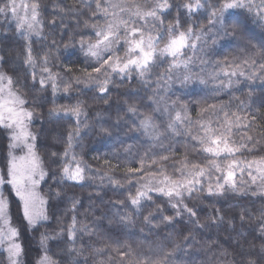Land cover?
<instances>
[{"label": "trees", "instance_id": "1", "mask_svg": "<svg viewBox=\"0 0 264 264\" xmlns=\"http://www.w3.org/2000/svg\"><path fill=\"white\" fill-rule=\"evenodd\" d=\"M16 2L29 5V10L32 3H39L41 24L38 27L42 31L39 38L33 37L38 41L33 45L34 52L37 56L42 52L48 53L49 66L58 74V80L73 84L70 97L64 94L62 88L54 97L51 87L40 89L39 84L33 91L30 78L29 87H22L25 68L22 65L23 56L19 59L17 56L21 52V45L25 42L20 39L16 31L11 13H8L7 17L0 18V54L5 55L9 62L7 66L1 68L16 81L15 90L23 96L27 101L26 107L33 112L31 129L37 137V152L49 174L60 171L59 166L52 163L53 159L58 158L51 157L50 153L63 152L68 133L75 130V117L63 115L64 109L70 103L80 102L82 109L87 113L86 116L81 117L87 127L81 128L79 142L73 147L77 159L85 166V179L81 184L65 189L67 197L80 202L77 205L78 220L92 227L95 232L93 236L83 237L81 244L86 243L87 247H84V256L77 259L83 261L87 257V264H144V262L233 264V261L236 264H247V255L242 257L234 240L229 239L230 236L235 238L236 232L240 231L239 215L242 209H247L243 224L246 232L264 221V216L261 215V212H264V196L259 194L254 196L251 193L252 188L259 193L260 186L264 182L257 180L255 185H250V178L247 175H244L243 180L239 182L240 193L229 191L220 198H208L206 194L197 193L194 198L187 201L189 207H193L198 213L195 219L199 221V226L193 225L187 216L176 217L171 225L158 219H154L151 225L145 224L143 217L148 216L149 212L153 216L158 215L155 209H146L139 217L133 215V223L126 228L120 225L119 216L130 214L127 211L130 208L127 197L128 189L132 184H142L153 178L161 179L159 176L152 177L147 172L143 174L142 179H137L141 173H129V168L140 167L141 158L146 160L149 171L164 167L166 174L171 177H179L180 173L176 169L181 167V162L185 158L189 161L204 162L205 157L194 147L197 141L192 139L193 135H203L198 121H204L205 124H211L216 128L225 120V112L233 121L238 116L243 123L239 127L232 128V139L241 143L251 137L252 146L251 150L242 149L237 154V158L251 161L264 157V69L258 66L264 63V27L253 23L246 14L230 17L229 31H232L233 24L238 25L235 35L213 44L216 29L208 24L206 12L194 13L191 20H188L187 16L182 18L181 30L186 31L188 26L192 25L194 32L202 29L207 33L197 42L198 47L203 49L202 56L186 48L184 56L181 57V59L191 58L189 68L199 73L207 81V86L196 84L181 89L178 81L174 79L172 92L168 95L172 101H177L175 107L181 110L182 115L183 108H187L188 120L192 122L190 132L185 135L166 132L167 119H157L156 123L163 135L159 140L152 141L136 128L132 119L133 114L127 109L129 105H135L140 110L137 115L153 114L149 108L151 104L149 97L153 95L157 82L164 86V81L159 77L167 74L166 69L169 64L165 63L162 67L156 66L152 69V84L148 87L135 76L131 80L124 81L114 77L113 83L109 85L111 94H105L107 95L105 102L99 98L98 92L92 91L95 85L91 82L75 83L76 79L86 81L89 75L100 76L103 79L101 74L92 72L88 67L87 61L91 58L85 57L79 51L78 43L81 34L92 31L90 27H85V21L91 24L96 19L93 17L95 0H16ZM117 2L142 4L144 0H117ZM171 2L174 5H181L190 0H171ZM217 2L218 0H212L213 4ZM5 3L6 0H0V6ZM87 4H92V8L89 9ZM21 10L22 12L19 10L18 14L23 16L24 8L21 7ZM175 18L176 12L173 11L172 15L164 20L165 27L169 23H174ZM70 40H74L75 45L65 48ZM164 43L166 39L161 43V47ZM120 54L123 56V52ZM166 59L171 60V58ZM245 60H255L257 63L250 67L249 64L244 63ZM224 63L239 64V71H243L245 75L232 77L234 81L239 82L231 89L216 92L219 79L213 78L212 73L219 71ZM184 73L183 66L172 70L174 78ZM250 76L253 78L249 79ZM220 78L224 79L222 75ZM209 105L216 107L210 108ZM53 110L61 114L50 115ZM153 115L154 118L158 116V114ZM188 120L184 121L182 131L187 128ZM102 128L107 131H102ZM4 152L5 150L3 151L0 146V157ZM153 154H157L156 164H152ZM159 154L166 155L169 159L159 161ZM237 175L243 174L237 173ZM108 177L119 180L120 185L109 183ZM54 183L50 179L47 183L43 182L40 192L48 201L46 211L49 216L57 213V219L62 222L61 226L66 228L71 221L72 213L71 211H67L66 215L64 213L71 208V205L58 204L56 200L50 198V189L53 192L56 190L52 187ZM132 192L135 194V188H132ZM245 192L247 195L243 194ZM119 201H124L125 204H120ZM9 205L12 223L22 232L21 242L25 248L22 264H36L40 249V234L45 232L53 234V229L59 231V228L55 221H51L50 228L41 227L38 231L26 230L18 205L13 201ZM217 210L225 219V223L219 228L210 218L215 217ZM164 214L174 215V210L168 207ZM233 217H236L235 231H232L228 223ZM57 242H48L50 254L57 264H71L67 247L62 245L61 248H57L55 246ZM81 244L77 247H81ZM260 247L259 241H252L244 244V251L251 254L253 259H257ZM94 248L101 251L95 252L92 250ZM0 264H6L2 254H0Z\"/></svg>", "mask_w": 264, "mask_h": 264}, {"label": "snow or ice", "instance_id": "2", "mask_svg": "<svg viewBox=\"0 0 264 264\" xmlns=\"http://www.w3.org/2000/svg\"><path fill=\"white\" fill-rule=\"evenodd\" d=\"M89 9L92 4L86 5ZM23 7L24 15L20 16L18 10ZM176 12L174 23H169L166 27L164 20ZM196 12H206L208 24L216 29V36L212 43L217 44L219 40L227 39L235 35L236 27L232 25V31H229L228 18L244 15L251 18V21L260 27H264V0H218L213 4L212 0H190L181 5H174L171 0H144V3H113L110 0H95L93 17L96 19L89 24L85 21V27H90L91 32H85L80 35L79 51L85 57L91 58L88 67L92 72L101 74L100 76L89 75L86 81L75 80L76 84L81 82L95 85L92 91L98 92L99 98L107 102V94H111L109 85L113 83V78L120 80H131L133 76L138 78L146 87L151 86L152 69L156 66L169 64L166 69V75L159 77L164 81V86L159 82L155 84L153 95L149 97L151 112L158 114L154 118L153 114L137 115L140 110L135 105L128 106V112L132 113L133 123L141 133L157 141L163 133L156 123L157 119L166 118V132L174 134H188L191 128V121L188 120L187 108L177 110L175 105L177 101H172L168 93L172 92V83L175 79L178 81L181 89H187L190 85L207 86V81L189 68L191 58L181 59L184 56V49H197V41H200L207 35L202 29L199 32L193 31V26L189 25L187 30H181L182 18L187 16L191 20ZM11 13L15 21L16 31L23 43L21 52L17 59L23 56L22 65L25 68L23 73L24 82L22 87H29V78L31 79V89L36 90L39 84L40 89L51 87L52 94L55 97L61 90L66 96L70 97L73 84L72 82H60L58 74L51 70L50 57L48 53L42 52L39 56L34 52L33 45L38 41L33 37H40L41 31L38 26L41 24L39 19V3H32L29 10L27 4H17L16 0H6L3 6H0V15L5 17ZM219 27H216V26ZM212 29H209L211 31ZM164 46L161 43L165 41ZM94 41V42H93ZM75 41L70 40L65 48L74 46ZM201 50L202 47H201ZM123 52V56H121ZM166 58H171L169 61ZM244 63L251 67L257 62L255 60H245ZM9 64L6 56L0 54V67ZM183 66L185 73L182 76H172V70ZM264 69V63L258 65ZM240 65L224 63L219 71L212 73L213 78L219 79L216 92H223L231 89L235 83L232 77L237 75L244 76L243 71H239ZM87 71V69H86ZM203 71V69H201ZM221 75L224 79L220 78ZM39 77V78H37ZM252 79L253 77H248ZM259 78V77H256ZM16 81L12 76L0 71V130L7 132V164L6 170L0 171V186L9 185L15 196L20 201L22 209L21 219L25 224L26 230L38 231L39 228L52 227L51 221H55L59 231L53 229V234L47 232L40 234V249L36 264H57V261L50 254L48 246L49 241H58L57 248L62 245L67 247L68 258L71 264H87V257L83 261L78 257L84 256V247L87 244H81L84 236H93L95 232L92 227L82 224L77 218L78 200L67 197L66 188L81 184L85 179V166L77 159L73 151L75 143L79 142L80 130L87 127L82 116L87 113L82 109L80 102L69 104L63 112L65 116L75 117V130L70 131L66 138V147L63 152L52 151V163L58 165L59 172H46L42 167V162L35 152V141L37 137L29 130L33 120V112L25 107L27 101L19 95L14 86ZM171 101V103H169ZM215 108V105H209ZM207 110V109H205ZM174 113V114H173ZM61 113L53 110L50 115L59 116ZM99 115V114H98ZM233 115H235L233 113ZM225 120L213 128L211 124H205L204 121H198L200 131L203 135H193L192 139L197 141L194 147L205 157L203 163L189 161L185 158L181 162V167L176 169L180 173L179 177H171L166 174L164 167L149 171V166L145 159L139 161V168H129V173H141L137 179H142L143 174L152 177H161V179L146 180L142 184H132L128 189L127 202L130 208L127 211L130 214L120 215L119 223L123 227H128L133 223L132 216L139 217L146 209H155L158 215L153 216L149 212L144 216L145 224L151 225L154 219L161 222L173 224L176 217L187 216L188 220L195 226H199V221L195 219L198 216L193 207H189L187 201L195 197L197 193L206 194L208 198L223 197L226 192L240 193V181L244 175L250 178V185H255L257 180L264 182V157L259 160H240L237 154L242 149L251 150L252 138L248 137L246 141L237 143L232 139V128L239 127L243 122L237 116L233 121L228 118V113H224ZM188 120L187 128L182 131L184 121ZM138 121V123H136ZM247 127V125H244ZM102 131H107L102 128ZM19 149L24 155L17 156L16 150ZM171 151V149H169ZM153 154L152 164L157 163ZM159 161H166L168 156L159 154ZM237 173L243 175L238 176ZM53 180L55 183L50 189V198L57 201L58 204L68 203L71 205V221L65 228L61 226V220L57 219V213L50 217L46 211L48 201L37 191L41 182L47 183V180ZM103 179V178H102ZM132 177H129L131 181ZM109 183L120 185V181L114 177H108ZM122 186V185H121ZM135 188V194L132 192ZM252 195L264 196V183L260 186L257 193L255 188L251 189ZM247 195V192L243 193ZM125 204L124 201H119ZM254 203V202H253ZM6 201L3 192H0V253H7L8 264H21V256L25 254V248L21 242L22 232L19 227L13 226L9 215L5 214ZM10 207V205H9ZM170 207L174 210V215H165L164 212ZM247 209H242L239 215L241 224L240 231L236 232V237H229L234 240L240 255H247V264H264V221L255 225L247 232L243 228L245 213ZM264 216V212H261ZM219 228L225 223L224 216L219 210L215 217H210ZM232 231H235L236 217L228 221ZM79 225V226H78ZM66 234V238L65 237ZM243 241V243H241ZM252 241H259L260 253L257 259H253L251 254L245 253L244 244ZM81 244V247H77ZM100 252L101 249H92ZM128 255V253H124ZM147 264V262H144ZM233 264H236L233 261Z\"/></svg>", "mask_w": 264, "mask_h": 264}, {"label": "rangeland", "instance_id": "3", "mask_svg": "<svg viewBox=\"0 0 264 264\" xmlns=\"http://www.w3.org/2000/svg\"><path fill=\"white\" fill-rule=\"evenodd\" d=\"M113 2H117V0H114ZM18 3V2H16ZM19 5V4H18ZM21 12V8L19 9ZM18 10V11H19ZM3 15H0V18L2 17ZM198 42V41H197ZM196 42V43H197ZM194 52H197L198 55L202 56L203 55V50H201V47H197V49L193 50ZM0 71L4 72L3 69L0 67ZM15 90V88H14ZM16 91V90H15ZM17 92V91H16ZM19 95H21L19 92H17ZM22 96V95H21ZM23 97V96H22ZM26 107V105H25ZM27 108V107H26ZM29 130L34 134V132L32 131L31 129V125L29 126ZM35 135V134H34ZM36 136V135H35ZM37 143L35 141V152H36V155L39 156L41 162H42V167L43 169L46 171V168L43 164V161L41 159V156L38 154L37 152ZM0 146L3 148V151L5 150V152L3 153V156L0 157V171H4L6 170V164H7V147H8V140H7V132L5 130H0ZM15 154L17 156H20V155H24L23 152H21L19 149L16 150ZM43 182H41L42 184ZM41 184L38 186L37 188V191L39 192V194L42 196L41 192H40V186ZM6 191V192H5ZM0 192H3V195H4V198H5V201H6V205H5V214L6 215H9L10 216V207H9V204L13 201L15 202L19 209H20V214L22 216V209L20 207V201L18 200V198L15 196V193L11 190V187L9 185H4V186H0ZM45 199V198H44ZM46 200V199H45ZM10 219H11V216H10ZM11 223H12V219H11ZM12 225L14 226V224L12 223ZM3 255L5 261H6V264H8V260H7V253H0ZM22 261H23V256H21V264H22Z\"/></svg>", "mask_w": 264, "mask_h": 264}]
</instances>
